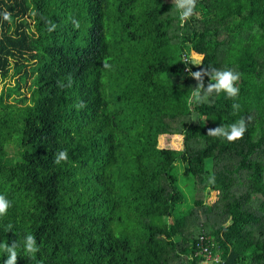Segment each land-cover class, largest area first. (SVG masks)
Instances as JSON below:
<instances>
[{
	"label": "trees",
	"instance_id": "obj_1",
	"mask_svg": "<svg viewBox=\"0 0 264 264\" xmlns=\"http://www.w3.org/2000/svg\"><path fill=\"white\" fill-rule=\"evenodd\" d=\"M186 66L239 72L238 98L189 104ZM0 85V244L17 264H202L201 237L208 264H264V0H197L183 25L172 0H0ZM240 119L236 142L207 135ZM179 135L182 151L159 148ZM177 167L193 178L179 216Z\"/></svg>",
	"mask_w": 264,
	"mask_h": 264
},
{
	"label": "clouds",
	"instance_id": "obj_2",
	"mask_svg": "<svg viewBox=\"0 0 264 264\" xmlns=\"http://www.w3.org/2000/svg\"><path fill=\"white\" fill-rule=\"evenodd\" d=\"M175 10L178 12L179 21L181 25L186 23L195 14V9L197 5V0H172ZM3 20L11 22V13L5 10L2 13ZM76 27H79L78 21H73ZM55 25L53 24L48 28V31H54ZM192 66H201V62H195L190 64ZM103 67L110 68L107 61L104 62ZM186 70L191 74L193 79L197 82L196 86L193 87V91L189 98L188 103L192 104H204L209 101V98L214 94L224 93L229 99H237L239 96V87L237 86L240 80V73L228 69L219 70L212 68L211 66L207 68H201L199 71L191 72V69L186 66ZM209 78V83L205 87L204 77ZM214 81V82H213ZM239 104L233 103L232 108L234 111L239 110ZM247 120L240 119L239 121L229 125L227 128L223 125L218 126L214 129H209L207 135L225 138L229 143L236 142L243 138L245 132L247 131ZM68 154L67 151H61L56 155L54 163L60 164L62 161H67ZM215 177L211 176L209 179L210 183H214ZM11 202L3 195H0V216L6 215L7 210L11 207ZM11 226H9V231ZM24 251L32 257H35L37 253L40 252V247L37 244V240L34 235L27 234L23 240ZM20 247L17 241H14L11 246L8 243L0 244V249L6 254V259L4 264H17L18 252L17 248Z\"/></svg>",
	"mask_w": 264,
	"mask_h": 264
},
{
	"label": "rangeland",
	"instance_id": "obj_3",
	"mask_svg": "<svg viewBox=\"0 0 264 264\" xmlns=\"http://www.w3.org/2000/svg\"><path fill=\"white\" fill-rule=\"evenodd\" d=\"M194 63L199 62L198 58H194L193 56L190 57ZM2 90V86L0 85V93ZM183 136H162L159 138V148L160 149H171L175 151H182L183 150ZM16 150L9 149L8 156L9 157H16L15 156ZM176 175H178V185L181 191L184 194L185 200L182 204L175 207L174 214L176 216L186 214L187 211L192 206V195H193V178L189 174H185L181 167H177L175 169Z\"/></svg>",
	"mask_w": 264,
	"mask_h": 264
},
{
	"label": "built area",
	"instance_id": "obj_4",
	"mask_svg": "<svg viewBox=\"0 0 264 264\" xmlns=\"http://www.w3.org/2000/svg\"><path fill=\"white\" fill-rule=\"evenodd\" d=\"M181 57H182L183 62L186 63L187 60H188V58H187L185 55H182ZM189 59H190V58H189ZM200 242H201V244H200L199 247H202L203 254L207 255V257H206V261L203 262L202 264H208V263L211 262V261H213V262H217V258L214 257L213 255H211L210 252H208V248H207V247H203V245H202V244H203V243H202V242H203V237L200 238Z\"/></svg>",
	"mask_w": 264,
	"mask_h": 264
}]
</instances>
